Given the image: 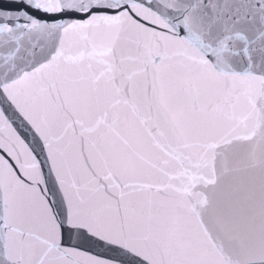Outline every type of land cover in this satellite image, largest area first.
<instances>
[{"label": "snow or ice", "instance_id": "1", "mask_svg": "<svg viewBox=\"0 0 264 264\" xmlns=\"http://www.w3.org/2000/svg\"><path fill=\"white\" fill-rule=\"evenodd\" d=\"M0 264H264V0H0Z\"/></svg>", "mask_w": 264, "mask_h": 264}]
</instances>
